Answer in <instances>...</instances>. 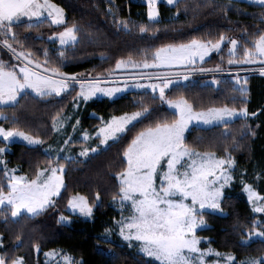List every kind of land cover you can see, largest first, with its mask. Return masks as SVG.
Returning <instances> with one entry per match:
<instances>
[{
    "label": "snow or ice",
    "instance_id": "1",
    "mask_svg": "<svg viewBox=\"0 0 264 264\" xmlns=\"http://www.w3.org/2000/svg\"><path fill=\"white\" fill-rule=\"evenodd\" d=\"M148 19L158 22L160 13L157 0H146ZM167 4L179 8L180 0H166ZM264 6V0H254ZM46 21L52 25H63V31H57L50 40L58 41L61 49L59 56H64V48L77 42L79 29L65 22V10L52 0H0V44L13 54L18 64H8L0 59V106L19 108L21 102L34 94L35 97H47L72 93L82 101L93 97L104 96L113 98L117 93L127 91L129 84L123 87H103L113 83L107 79H78L77 75L61 72L59 68L48 67L47 50L43 51L44 61L39 62L30 51H18L13 44L24 45L19 40L14 29L26 24L28 29L39 28ZM120 26L129 31L128 23L121 21ZM139 31L148 32L147 26H140ZM243 41V42H242ZM227 47L229 65L259 64L260 75L264 76V32L254 36L236 39L220 34L215 41L192 38L187 42L167 44L156 48L145 49L143 59L137 62L131 58L119 60L116 69H163L164 71L138 72L129 77L135 81L131 87L147 90L144 95H151L153 101H159L172 109L171 119L161 118L151 124L145 121L152 119L154 113L143 101L137 103L138 110L113 115L109 120L102 121L94 137L88 132L83 133V140L93 138L98 140L95 147L82 148L78 156L87 158L90 153H97L100 146L109 148L113 143L125 142L122 152V170L117 172L118 190L112 195L113 203L120 211V219L115 221L120 237L128 242L129 247L135 242L140 254L152 258L159 264H264V256L250 257L237 261L231 253H222L210 246L201 247L203 237L198 235V229L207 228L206 215L223 214L222 203L225 201V188L233 181L232 169L235 159L225 148V155L219 156L215 151H198L186 140L190 126H219L227 130L229 125L257 113H249L247 108L248 78H233L232 91L239 97H233V104L242 106L212 107L197 111L192 103L182 94L173 97L168 94L179 90L181 81L189 80L193 72L221 71L220 67L208 69L201 67L206 57L213 52L221 56L222 47ZM212 85L219 87L220 80H212ZM176 85V88H173ZM78 86V87H76ZM75 98V97H74ZM79 103L74 104L78 108ZM0 108V121H8ZM71 120L70 116L61 117L59 113L53 118L52 127L61 132ZM18 120H13V126L5 128L0 124V166L5 180L0 182V216L5 220L28 216L35 218L56 205V198L66 191L64 180L65 166L61 160L76 162L70 152L63 157L59 154L69 149L68 136L63 140V147L55 150L56 155L50 156L47 167L38 169L32 177L16 175L17 169L9 168L4 154L16 140H22L27 145L37 146L44 143L39 137L29 134L18 127ZM80 120L76 119L72 131ZM131 126V127H130ZM247 127V124L245 125ZM135 133L134 135H131ZM129 134V135H125ZM254 135V133H251ZM225 139H232L225 131ZM73 143H75L73 141ZM52 151L51 146L45 150ZM247 199L252 203V211L264 213V195H261L251 184L244 186ZM94 201L79 193L70 196L67 208L70 213L86 219L94 215L96 203L101 202L100 193L94 194ZM129 214H124V209ZM61 223H70V217L60 215ZM110 232L111 229H106ZM249 239L253 236L264 238V220H253L251 230L245 233ZM19 239V237H17ZM22 246V245H19ZM241 246H248L242 241ZM3 238L0 236V248ZM38 250V246H37ZM46 256L58 255L49 252ZM209 257H213L209 260ZM0 264H24L23 257H8L7 252L0 253ZM63 264H78L71 256L63 254ZM83 264V262H79Z\"/></svg>",
    "mask_w": 264,
    "mask_h": 264
},
{
    "label": "trees",
    "instance_id": "2",
    "mask_svg": "<svg viewBox=\"0 0 264 264\" xmlns=\"http://www.w3.org/2000/svg\"><path fill=\"white\" fill-rule=\"evenodd\" d=\"M52 2L64 8L66 24L79 29L77 42L66 46L64 56H59L61 47L49 37L63 31L64 26L46 21L39 28L28 29L26 24L17 26L14 31L24 47L21 49L20 44H13V47L18 51H30L41 63L44 61L43 51L47 50L48 67L59 68L69 75L108 77L116 70L115 65L121 59L127 61L131 58L140 62L145 49L187 42L192 38L215 41L220 34H225L241 39L264 32V6L245 1L180 0L179 8L159 3L158 22L148 19L146 4L133 0ZM121 21L128 23L129 31L120 26ZM140 26H147L149 31L140 32ZM227 47L221 50L223 60L214 52L201 67L230 69L232 66L227 63ZM0 59L8 64H16L13 54L2 44ZM213 77L198 74L187 83H181L177 92L167 90L168 94L173 97L182 94L197 111L224 105L241 107L238 102L233 104V97L243 99L232 91L233 80L224 76L217 87L209 82ZM247 87L248 111L257 115H250L246 121L237 119L227 130L219 126H193L186 135L187 142L198 151H215L217 155L224 156L227 148L235 159L233 182L225 189L226 199L222 203L224 213L206 215L207 228L199 230L198 235L208 240L202 242L201 247L210 246L220 252L231 253L238 260L264 256V240L241 246V242L248 239L245 233L251 230L253 220H264V213L252 211L243 190L246 184H251L264 195V76L253 73L248 77ZM145 92L132 91L114 100L102 98L82 103L75 116L83 129L96 131L102 124L100 118L107 121L113 115L136 111L137 103L143 101L150 106L154 116L137 131L155 120L171 119L173 110L159 101H153L151 95H144ZM76 98L75 93L45 99L32 95L23 100L19 108L0 107L3 115L9 117L8 121H0L2 126L10 128L12 121L18 120L21 130L44 141L37 147L12 144L10 151L4 155L9 167L19 168L20 174L32 177L38 169L49 165L50 156L44 147L53 143L57 136L52 127L53 118L58 113L60 116L70 114ZM225 131L231 134L232 139H225ZM109 145V148H100L87 158L75 156L76 162L60 161L65 166L66 191L62 190L61 196L56 198V205L42 215L35 218L23 216L16 218V222L10 216L7 220L0 216V235L3 238L0 253L7 252L8 257H23L24 264H45L44 253L56 249L65 250L83 264H159L140 254L136 248L129 247L115 233L117 212L112 195L118 190L116 174L122 170V152L126 143L110 142ZM0 146H3L2 140ZM2 173L3 169H0V182L5 180ZM97 191L101 202L95 204L92 220L68 212L67 200L70 196L79 193L95 203L94 194ZM60 215L72 217V225L61 223ZM106 229L114 231L111 241L102 239Z\"/></svg>",
    "mask_w": 264,
    "mask_h": 264
},
{
    "label": "rangeland",
    "instance_id": "3",
    "mask_svg": "<svg viewBox=\"0 0 264 264\" xmlns=\"http://www.w3.org/2000/svg\"><path fill=\"white\" fill-rule=\"evenodd\" d=\"M135 2H140V3H144L147 5V2L146 0H133ZM237 1H245V2H250V3H254V4H257L254 2V0H237ZM54 3V2H53ZM159 3H166V0H157V5L156 7L158 8V5ZM169 5V4H168ZM259 5V4H258ZM159 10V8H158ZM65 19H66V16H65ZM160 19V15L159 17L157 18V20ZM78 39V38H77ZM58 43V41H57ZM59 45V43H58ZM60 46V45H59ZM61 47V46H60ZM224 47H222L223 49ZM221 49V50H222ZM214 53V52H213ZM212 53V54H213ZM210 58L209 57H206L205 61H207L208 59ZM14 62L16 64L20 63L19 61H17L14 57ZM201 66V65H200ZM232 66L230 69H225V70H222L217 72V71H206V72H193L190 74L189 76V80L187 81H181V83H187L188 81H190L191 79H193L194 76L200 74V75H212L214 76L213 78H210L209 79V82H211L212 80H220L221 78H223L224 76H227L229 78H231L233 80L234 77H236L237 75L240 77V78H243V77H249L250 75H252L253 73H259L258 69L260 68V65L259 64H233V65H230ZM153 71H164L163 69H160V70H157V69H133V68H123V69H116L111 75H109L108 77H97L98 79H107L109 81H112L113 83H110V84H106V85H102L103 87H113V86H117V84L121 87H123L124 85V82L127 81V83L129 84V87L127 89V91L125 92H122V93H117L115 97L113 98H109V97H104V96H97V97H93L92 99L88 100V101H92V100H96V99H102V98H108L110 100H114L116 98H119L121 96H123L124 94L128 93V92H132V91H147L145 89H138V88H134V87H131V85H133L134 83H145L147 81H135V80H132L130 79L129 77L137 74L138 72H153ZM260 74V73H259ZM78 79H84V78H88V79H93L91 76H86V75H78L77 76ZM78 87V86H76ZM34 95V94H33ZM86 101V102H88ZM76 103H79V107L78 108H74L73 106V111L70 113V114H64L62 115L61 117H64V116H70L71 117V120L68 121L66 127L61 131V132H56V139L53 143L51 144H48L44 147V150L48 149L49 146H51V149L52 151L49 153H46L48 154L49 156L51 155H56V151L57 149L63 147V140H65L68 136H71L72 137V141H69V149L66 150L65 152H61L59 153L62 157L66 154H70L75 157L77 156L76 158H84V157H79L78 156V153L79 151L82 149V148H85V147H95L98 143V140H96L95 138L91 139V140H88V141H84L83 140V133L84 132H88L89 134H91L93 137H94V134L96 131H91V130H85L82 128L81 124L77 125L76 126V131L73 132L72 131V125L74 124L75 120L78 119V117L76 118V113L78 114V111L82 105V103H85V101H82L80 100L78 97L76 98V101L74 104ZM1 107V106H0ZM73 122V123H72ZM193 126H200V127H213V126H205V125H196L195 123L190 126L193 127ZM190 130V129H189ZM187 135V134H186ZM73 141L75 143H73ZM112 142V141H109V143ZM14 143H19V144H23V145H26V146H29V147H37V146H41V145H37V146H32V145H27V143L25 141H22V140H16ZM13 143V144H14ZM77 148V150H75ZM100 148H104L103 145L100 146ZM10 151V149H9ZM7 151V152H9ZM6 152V153H7ZM5 153V154H6ZM4 154V155H5ZM90 154H93V153H90ZM89 154V155H90ZM5 159V158H4ZM9 167V166H8ZM9 168H12V167H9ZM0 169H2V166H0ZM14 169H17V172H16V175H23V174H20V170L19 168H14ZM234 168L232 169V172H233ZM65 172V171H64ZM233 175V173H232ZM233 182V181H232ZM226 189V188H225ZM247 195V194H246ZM250 204L252 205V203L250 202ZM114 208L116 209V212H117V220L120 219V216H121V211L119 209V207L116 205V204H113ZM68 210V209H67ZM69 212V211H68ZM70 213V212H69ZM72 215H77V214H74V213H71ZM124 214L127 215L129 214V210L127 208L124 209ZM256 214H261V213H256ZM66 216V215H64ZM79 216V215H78ZM69 217V216H67ZM82 217V216H80ZM83 219L85 220H92V218L90 219H86L84 217H82ZM116 220V221H117ZM73 223V218L70 217V223H63L65 225H72ZM199 231V229H198ZM115 233H117V235L120 237L119 233H118V230L116 229ZM113 234H114V231L111 230L110 232L108 231H105V234L102 236V239L103 240H106V241H111L113 239ZM1 236V235H0ZM120 239L127 243L126 241H124L122 239V237H120ZM255 240H264V238H257L255 236H253L251 239H247V243H250L251 241H255ZM208 240H204L203 239V242H207ZM132 247L136 248L138 251L139 249L135 246V242L133 243ZM49 252H55V253H58V255H54V256H46L45 254L46 253H49ZM224 253V252H222ZM63 254H67L69 256H71L68 252H66L65 250L63 249H56V250H50L48 252H45L44 253V261H45V264H63ZM235 256V255H234ZM72 257V256H71ZM236 257V256H235ZM73 258V257H72ZM152 259V258H151ZM209 260H212L213 257H209L208 258ZM237 259V258H236ZM245 259H248V258H244L242 260H245ZM242 260H238L237 261H242ZM155 261V260H154ZM79 264V263H78ZM223 264V262H222Z\"/></svg>",
    "mask_w": 264,
    "mask_h": 264
}]
</instances>
